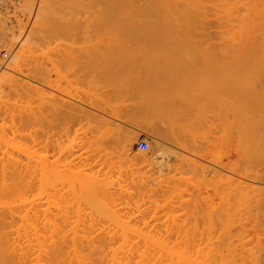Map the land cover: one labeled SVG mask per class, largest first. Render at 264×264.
Segmentation results:
<instances>
[{"label": "rangeland", "instance_id": "374dc122", "mask_svg": "<svg viewBox=\"0 0 264 264\" xmlns=\"http://www.w3.org/2000/svg\"><path fill=\"white\" fill-rule=\"evenodd\" d=\"M20 2L0 0V149L4 134H27L29 130L35 132L38 194L42 207L46 206L47 200L41 185L46 164L51 170H60L59 174H49L47 178L52 181L57 199L68 203L70 210L75 205L71 199L69 201L71 195L67 186L72 179L81 177L70 170L77 172L83 169L88 177L81 178L100 180L98 188L105 189L96 187V201L114 204V209L119 212L132 211L136 215L130 220L133 227L141 231L153 229V234L165 233L160 236L167 245L177 242L176 245L183 244V247L189 245V249L198 245L203 249L204 246L218 244V248L222 246L223 250L224 241H228L225 237H228L239 253L241 240L253 242L258 231L252 213L246 212L244 208L233 210L230 207L231 211L226 214V201L222 202L221 198L227 192L228 176L252 184L260 181L264 183L262 162L254 159L260 164L253 162L252 168L241 169L237 164L235 147L228 145L230 141L225 143L223 139L221 144L217 140L213 143L212 134L208 135L209 130L206 129L202 134L198 128V134L196 132L191 141L190 135L183 131L185 123L192 119L197 122L195 118L199 117L198 91L200 81L207 73L205 68L227 66L226 73L228 68L230 70V51L225 46H229L230 40L221 34L224 22L217 19V9L213 8L212 12L207 7L208 14L205 12L206 16L203 15L208 17V22L203 24L208 29L203 31L206 33L209 30V35L201 33L202 30L200 32V22V25L197 22L195 24L200 27L194 33L197 36L191 33H181L182 36L170 33L157 35L155 32L152 35L149 31L152 27L148 23V27H151L148 36L133 37L101 32L108 25L106 18L109 14L103 0H34L30 12L21 9ZM260 2V5L257 4L263 10L261 14L258 11L257 19L259 22L263 19L261 29H264V0ZM248 7L250 10L255 6ZM148 9L151 13L152 9ZM87 25L93 30L98 29L99 33L87 35ZM7 29H13V41L12 38L5 39ZM260 32L259 37L262 35L264 38V31ZM226 52V59L229 56V60L223 57ZM247 61L251 62L250 66L255 65V69L249 68L252 74L245 73L249 72L248 68L243 69L247 78L244 81L241 79L244 76L240 74L242 71L238 74L243 75L237 78V81L242 82L236 83L238 93H243L238 94L243 98L237 97L238 103L242 101L239 105L244 104L243 100L256 87L253 83L256 74L253 75L257 73L258 66L255 61ZM10 62H17L16 67L27 74L19 76L15 71L14 75L13 71L8 73L2 70L4 64ZM262 62L261 69L264 68V60ZM262 71L264 73V69ZM202 72L205 74L202 75ZM8 74L18 75V82L10 81ZM18 77H24L22 79L26 81L30 79L28 82L36 87L34 102L29 96L31 90L28 92L27 86L19 84ZM251 87L252 90H249ZM30 104L36 112L31 123L26 122ZM152 126L159 129L157 134L152 133ZM114 135H119V138L130 136V149L125 151L121 148ZM139 137L147 140L149 150L136 149L135 142ZM17 139L19 142L24 141L19 137ZM160 146L168 150L169 155L166 158L167 165L162 167L159 175L155 170L150 172L141 168L140 158H132L134 154L149 156L150 151H156ZM66 167L70 169L66 171ZM229 168H235L234 174ZM240 174L246 175V179ZM133 182L138 185L135 190L131 189ZM49 206L52 211L53 204ZM137 209L141 211L138 212L140 214H137ZM239 217L242 218L240 225L237 223ZM94 223L96 225L91 234L98 230L99 235H103L108 231L109 222L98 220ZM100 225L107 228L99 232ZM79 226L84 229L81 224ZM225 228L229 232L227 236ZM110 233L108 231L103 235L105 241L113 240L108 236ZM261 233L263 252L264 226ZM220 239L225 244L221 245ZM168 255L166 261H170Z\"/></svg>", "mask_w": 264, "mask_h": 264}, {"label": "bare ground", "instance_id": "6f19581e", "mask_svg": "<svg viewBox=\"0 0 264 264\" xmlns=\"http://www.w3.org/2000/svg\"><path fill=\"white\" fill-rule=\"evenodd\" d=\"M243 1L103 0L109 14L106 18L108 25L105 29H102L101 32L107 35L112 34V36H148V34H150L148 33V29L152 27L149 31H151V33L155 32L157 35L158 33L160 35H162V33H164L163 35L170 33L169 35L176 34L173 36H177L178 34L181 35V33L183 35L184 33H189V35L191 33V35L197 36L194 34L199 31L197 29L201 27V32V30L203 31V29H205L204 27L207 26L203 24L208 22V17H205L208 10L212 9L213 12L214 9H217V12L215 11V13L218 14V16L216 14L217 19L219 18L224 22L221 34H224L230 40L228 43L229 46H227V44L225 45L230 51H228L230 63H228L229 61L227 62L230 64V70L228 68V73H226L227 66L226 68H224L225 66H218L219 68L217 67V69L213 66V69H208L210 68L209 66L208 68L204 67L207 69V73L205 74V72H202V75L204 73L205 77L200 81V89L198 91L199 108L197 113L199 117L195 118L197 122L192 119L185 123V129L183 131L188 136L190 135L191 141L195 138H193V136H196L194 135L197 132L196 128L201 130L199 133L202 134L206 132V129L207 131L209 130L208 135L212 134L210 136H213L214 142L211 141L213 143H215L216 140L217 142L223 141V139L225 143L230 141L231 143L229 142L228 145L230 144L231 147L234 146L235 151L238 153V167L248 170L253 167L255 162L258 164V161H260V163L262 162L264 166V73L262 71L264 68L261 69L263 67L262 61L264 60V38L262 35L259 37L260 31H264V29H261L263 28V24H261L263 19H260V22L257 19L258 11L260 10L261 14L263 10L259 8V5L262 3L260 1L262 0H248L250 2H246V4V0ZM258 2H260V4ZM33 3H35L34 0H21L19 7L30 12L33 8ZM247 4L250 7H255L249 10V7H246ZM244 6L245 10H243ZM148 7L152 9L151 13L148 12ZM207 7L210 8L207 9ZM242 10L243 12L246 11V13H243ZM196 22L198 25H200V22L202 26H197L199 27L197 28L195 25ZM148 23L151 27H148ZM18 26H20V23H18ZM218 26H220L219 21ZM92 28L87 25V35L90 36V34L99 33L98 29L93 30ZM205 30L201 33H204ZM208 31L209 30H207L206 33ZM21 32L22 31L19 32V35ZM217 32L219 33V31ZM155 33H152V35ZM263 33L264 32H262V34ZM12 34L13 29H7L4 34V36L6 35L5 39L9 38V40H11L12 38L13 41L14 37H12ZM200 35L201 34H199V36ZM207 35L209 34L207 33ZM225 46H223V48ZM227 54V52L223 53L224 59H226ZM229 56H227L228 60ZM247 60L255 61L254 63L258 66V71L253 75L255 76L256 74L255 81H252L253 76L251 79L254 85L256 84V87H251V89H249L252 90L253 88L254 94L252 91L251 95L247 93L249 94L248 97L244 95L246 99L243 100V106L242 104L239 105L242 101H239V103L237 102V97H241L243 93H238V84L236 85V83H240L239 81H241H237L238 77L244 75L243 78L240 77L242 80L246 77L244 72L247 68H254L255 66H250L251 62ZM246 63L249 64V66H247ZM210 64L214 65V63ZM16 65L17 62L4 64L2 70H6L8 73L13 71V74L15 71L19 76L27 74L22 73V69L20 70ZM247 71L249 72H245L246 74L251 73L250 69ZM239 73H243V75L238 76ZM8 75L10 81L15 80L18 82L16 78L18 75ZM18 78H20L19 81L21 82H19V84L27 86L28 92L31 90L29 96L32 99L31 101L34 102L37 96L35 95L36 87L28 82L30 79L26 81L22 79L24 77ZM245 89L247 90V88ZM33 108L34 106L31 105L26 122L31 123L34 121L36 112ZM158 131L159 129L157 127L152 126V133L157 134ZM4 135L3 142L1 141L3 146L2 149H0V264H260L262 255L261 231L264 226L263 181L252 184L246 180L228 176L226 180L227 192L225 196L221 198L222 202L224 200L226 201V214H228L231 209L240 210L242 208H244L246 212L252 213L253 223L258 231L253 242L249 243L241 240L239 243V245H241L239 253L236 250V246L232 244L228 237H225L228 239L227 242L224 241L226 244L223 243L222 240L224 237L220 239L221 245L225 244L223 250H221L222 246L218 248L220 247L218 244L209 247L204 246L203 249H201V247L199 248L198 245L196 248L194 246V249L192 247L189 249L187 248L189 245L183 247V244H181V246L178 243V245L181 246L179 247L176 245L177 242L175 245H167L164 242V238L160 236L165 233H160L159 235L155 233L156 230L154 232L155 234H153V229H151V232V230L141 231L137 227H133L130 220L135 218L136 215L133 214L132 211L119 212L114 209V204L108 205L96 201L94 199V191L96 187L98 188L100 180L97 182L90 177L89 179L81 178L82 176L88 177L83 169L77 172L70 170L72 174L81 176L78 180L72 179L67 186L68 192L71 195V198L68 197L69 201L71 199L75 205V207H72L70 210L68 203L62 201L61 198H59V200L57 199L58 197L55 196L54 187H52V181H50V178H47L50 177L49 174H52V176L59 174L58 171L60 170H51L46 164L44 166L45 180L43 178L41 185L45 189L44 193L47 200L46 206L42 207L38 194L39 179L37 177L38 167L36 165L35 153L37 137L35 132L29 130L27 134L11 133V135ZM16 136L24 141L19 142L17 139L18 137L15 138ZM113 138L119 141L121 148L125 151L130 149L132 141L130 136L119 138V135H114ZM202 139H204V137ZM209 139L212 138L209 137ZM225 140H227V142ZM201 142L203 141L201 140ZM209 142L210 141H208V144ZM221 143L222 142H220V144ZM211 145L212 143L209 146ZM217 145L219 146L218 143ZM216 147L217 146H215V148ZM168 155L169 151L160 146L156 151H150L149 156L145 154H134L132 158H140L141 168H145L146 171L149 170L150 172L155 170L159 175L162 172V167H166L167 165L166 158H168ZM254 159L259 160L254 161ZM65 164L68 165V163ZM64 169L67 171L70 168L66 167ZM228 170L232 173L236 171L235 168H229ZM240 176L245 179L247 177L242 174H240ZM131 184L133 187L131 189H137L138 185L136 186L134 182ZM98 189L105 190L104 188ZM63 202L64 205H62ZM49 204H53L54 209L52 211L49 209ZM54 210H56V212H54ZM139 211L140 210L137 209V214H140L138 213ZM207 212L208 209L206 213ZM209 212H211V210ZM98 220L109 222L107 225L109 229L107 226L106 228L111 233L107 235L110 239H113L112 241L109 239L105 241L103 238V235L108 231H105L103 235L100 234L101 236L98 230L95 234H91L95 228L94 225H96L94 222ZM241 220L242 218L239 217L237 222L238 225L242 222ZM71 223L73 224L71 225ZM80 224L84 229L79 228ZM66 226L70 228L65 229ZM98 228L99 232L106 229L105 227L102 228L101 225ZM225 229V236H227L229 232L228 229ZM78 231L81 234H78ZM179 241L181 242V239ZM168 253H170V255H168ZM167 255L170 256V261L168 259L169 262L166 261Z\"/></svg>", "mask_w": 264, "mask_h": 264}, {"label": "built area", "instance_id": "2783aa9c", "mask_svg": "<svg viewBox=\"0 0 264 264\" xmlns=\"http://www.w3.org/2000/svg\"><path fill=\"white\" fill-rule=\"evenodd\" d=\"M135 147L137 150L146 151L148 149V142L144 137H139L135 142ZM261 264H264V242H263Z\"/></svg>", "mask_w": 264, "mask_h": 264}]
</instances>
